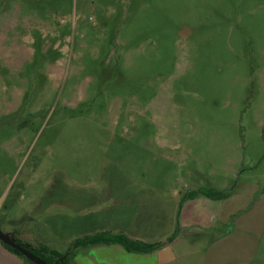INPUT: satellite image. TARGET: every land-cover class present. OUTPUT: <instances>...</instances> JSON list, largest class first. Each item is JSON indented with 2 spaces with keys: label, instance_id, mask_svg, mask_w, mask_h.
Instances as JSON below:
<instances>
[{
  "label": "rangeland",
  "instance_id": "374dc122",
  "mask_svg": "<svg viewBox=\"0 0 264 264\" xmlns=\"http://www.w3.org/2000/svg\"><path fill=\"white\" fill-rule=\"evenodd\" d=\"M197 188L264 224V0H0L2 232L47 260L96 226L138 240L143 197L128 230L161 249Z\"/></svg>",
  "mask_w": 264,
  "mask_h": 264
},
{
  "label": "crops",
  "instance_id": "0c3cea01",
  "mask_svg": "<svg viewBox=\"0 0 264 264\" xmlns=\"http://www.w3.org/2000/svg\"><path fill=\"white\" fill-rule=\"evenodd\" d=\"M184 194L186 191L180 190L173 195L177 201L172 212V231L176 226L177 202ZM135 199L124 197L120 202V204L128 206L139 203L141 208H136L139 211V216L135 223L136 216L134 214L132 218L131 214L126 217L123 221V225L126 224L124 226L126 229L123 231H128L132 238L152 242L155 238L151 233L142 232L141 228L128 230L131 224H139L140 227L148 223L151 224L153 220L149 212L142 210L143 197ZM232 200L231 197L221 201L199 197L185 202L179 216L181 229L178 237L154 252L155 260L151 261V264H264V224L253 221L251 227L246 225V229H243V225H245L243 221H240L238 226L233 224L230 218L238 216L236 213L234 214L236 202L233 203ZM94 222L93 226L96 225ZM99 230V226H96L83 235L95 234ZM172 231L163 233L159 238L161 242L168 239ZM140 233L144 237H141ZM48 244L46 242L43 247L56 250ZM28 247L34 248V245L30 244ZM82 250L76 252L75 259L71 264H132V257L135 256L120 245L97 246ZM139 259L144 260L146 257L142 254ZM0 264L27 263L21 257L8 251L0 242ZM140 264L144 263L140 262Z\"/></svg>",
  "mask_w": 264,
  "mask_h": 264
},
{
  "label": "trees",
  "instance_id": "16d2710c",
  "mask_svg": "<svg viewBox=\"0 0 264 264\" xmlns=\"http://www.w3.org/2000/svg\"><path fill=\"white\" fill-rule=\"evenodd\" d=\"M199 197H205L215 201L226 200L230 197V193L217 191L215 189L209 188H201L196 191L189 192L182 197V204L189 200H194ZM1 242V241H0ZM19 243V241L17 240ZM3 246L10 251L11 253L21 257L25 260L27 264H34L26 257H24L20 252L12 249L11 247L7 246L3 242H1ZM112 245H120L122 246L127 252L129 253H136V254H150L157 249H159L163 244H147L140 240H132L126 237L123 234H113V233H96L94 235L85 236L81 239H78L73 242L72 248L68 250L67 253L62 254L56 250H52L47 247H43V253L49 256L50 260H47L43 256L38 255L31 247H27L30 251H32L35 255L42 258L48 264H71V262L75 259L76 252L80 249L85 248H92L97 246H112Z\"/></svg>",
  "mask_w": 264,
  "mask_h": 264
},
{
  "label": "water",
  "instance_id": "95a60500",
  "mask_svg": "<svg viewBox=\"0 0 264 264\" xmlns=\"http://www.w3.org/2000/svg\"><path fill=\"white\" fill-rule=\"evenodd\" d=\"M0 241L11 247L12 249L20 252L26 259L31 261L34 264H48L39 256L35 255L32 251H30L25 245L18 243L15 238L11 235L6 234L0 230ZM58 264V263H55Z\"/></svg>",
  "mask_w": 264,
  "mask_h": 264
}]
</instances>
